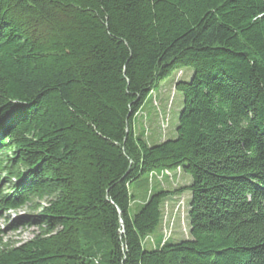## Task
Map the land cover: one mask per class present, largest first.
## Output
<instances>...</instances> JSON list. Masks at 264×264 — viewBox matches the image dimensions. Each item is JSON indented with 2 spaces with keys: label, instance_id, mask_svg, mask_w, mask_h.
Returning a JSON list of instances; mask_svg holds the SVG:
<instances>
[{
  "label": "trees",
  "instance_id": "obj_1",
  "mask_svg": "<svg viewBox=\"0 0 264 264\" xmlns=\"http://www.w3.org/2000/svg\"><path fill=\"white\" fill-rule=\"evenodd\" d=\"M23 208L0 264H264V0H0V222Z\"/></svg>",
  "mask_w": 264,
  "mask_h": 264
},
{
  "label": "rangeland",
  "instance_id": "obj_2",
  "mask_svg": "<svg viewBox=\"0 0 264 264\" xmlns=\"http://www.w3.org/2000/svg\"><path fill=\"white\" fill-rule=\"evenodd\" d=\"M191 71L192 70L189 69L187 72L191 73ZM175 78H176V74L169 80L168 86L166 87L167 92L164 94V97L159 96L160 97L159 102L162 111L166 110V117L162 121L164 122L163 123L164 127H170V130H173L174 134L176 135V128L178 126L180 108H182L183 106V100H182V95L176 93L172 88V83ZM185 80H188V75L183 76L182 81ZM164 85L166 86V84L161 83L159 87L160 91L165 87ZM159 89L157 88L155 90V94L157 96L159 93ZM153 98L151 99L150 97L149 102L146 104V111L149 112L151 117L155 110L153 109L152 106ZM162 122H161V126H162ZM183 182L185 183L186 181ZM134 189L135 188L133 187L132 188L133 192ZM137 208L138 205L133 206L131 213L135 214L137 212ZM34 215L35 213L28 208H23L18 211L10 212L9 214H7L6 217L0 222V229L4 232V242L9 246H21L34 239L40 233L39 229L35 225L27 226V224H25L26 222H29V218ZM180 224L181 226L178 227V232L183 231V228H185L183 223Z\"/></svg>",
  "mask_w": 264,
  "mask_h": 264
},
{
  "label": "built area",
  "instance_id": "obj_3",
  "mask_svg": "<svg viewBox=\"0 0 264 264\" xmlns=\"http://www.w3.org/2000/svg\"><path fill=\"white\" fill-rule=\"evenodd\" d=\"M164 122H162V127L164 131L168 127H164ZM178 175L181 174V171H177ZM164 175L172 177V174L169 172H165ZM187 200L185 198H177V201L173 204H167L165 207L164 221H163V233L166 239H169L174 234L176 223L180 220L181 223L184 224L183 231L184 235H188L187 227L185 226L187 221Z\"/></svg>",
  "mask_w": 264,
  "mask_h": 264
},
{
  "label": "crops",
  "instance_id": "obj_4",
  "mask_svg": "<svg viewBox=\"0 0 264 264\" xmlns=\"http://www.w3.org/2000/svg\"><path fill=\"white\" fill-rule=\"evenodd\" d=\"M184 181H186L185 183H187L189 180H188V178H185ZM143 196H144V195H143Z\"/></svg>",
  "mask_w": 264,
  "mask_h": 264
},
{
  "label": "bare ground",
  "instance_id": "obj_5",
  "mask_svg": "<svg viewBox=\"0 0 264 264\" xmlns=\"http://www.w3.org/2000/svg\"><path fill=\"white\" fill-rule=\"evenodd\" d=\"M186 191V190H185ZM172 198V197H171ZM162 203V202H161Z\"/></svg>",
  "mask_w": 264,
  "mask_h": 264
}]
</instances>
